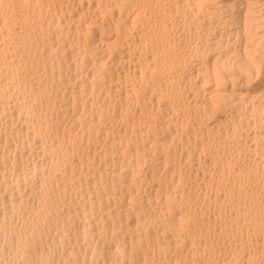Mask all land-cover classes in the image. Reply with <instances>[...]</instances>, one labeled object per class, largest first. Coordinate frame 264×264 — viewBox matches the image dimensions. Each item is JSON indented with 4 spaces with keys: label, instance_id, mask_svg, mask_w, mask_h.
I'll use <instances>...</instances> for the list:
<instances>
[{
    "label": "bare ground",
    "instance_id": "6f19581e",
    "mask_svg": "<svg viewBox=\"0 0 264 264\" xmlns=\"http://www.w3.org/2000/svg\"><path fill=\"white\" fill-rule=\"evenodd\" d=\"M18 2L0 20V264L264 258L249 0Z\"/></svg>",
    "mask_w": 264,
    "mask_h": 264
},
{
    "label": "snow or ice",
    "instance_id": "6c2138e0",
    "mask_svg": "<svg viewBox=\"0 0 264 264\" xmlns=\"http://www.w3.org/2000/svg\"><path fill=\"white\" fill-rule=\"evenodd\" d=\"M25 7L26 6L24 4L19 3L18 0H0V20L3 21L4 26L8 27L9 29H12L16 25H18L23 17ZM218 7H220L222 10L226 12L227 9L233 7V5L221 4L218 5ZM241 10L244 11V26L246 33L249 28L251 18L256 15L259 16L258 23H259L260 31L264 32V0H258L257 3H254L252 2V0H249V3L246 6L241 5ZM261 47L264 48V44H262ZM252 62L254 63V58ZM256 68H257L256 74L260 76H264V55H261L259 65H257ZM247 71L249 74V78H251V64L248 66ZM260 100H261V116H262V120H264V92L261 93ZM262 138H264V127H262ZM261 152L264 153V145L261 146ZM262 158H264V156H262ZM259 229L261 236H264V194H262L261 196V215L259 221ZM261 248L264 249V244L261 245ZM36 264H57V262L55 260L38 261L36 262ZM191 264H221V262L219 260L214 262L193 260ZM237 264H245V262L241 260L238 261ZM246 264H264V258L259 260V262L250 258L246 262Z\"/></svg>",
    "mask_w": 264,
    "mask_h": 264
}]
</instances>
